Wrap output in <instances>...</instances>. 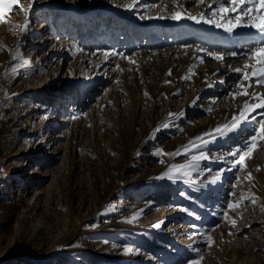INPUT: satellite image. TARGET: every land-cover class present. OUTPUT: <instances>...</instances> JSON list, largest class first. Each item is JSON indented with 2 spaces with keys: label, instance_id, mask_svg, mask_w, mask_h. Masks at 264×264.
I'll return each mask as SVG.
<instances>
[{
  "label": "rangeland",
  "instance_id": "rangeland-1",
  "mask_svg": "<svg viewBox=\"0 0 264 264\" xmlns=\"http://www.w3.org/2000/svg\"><path fill=\"white\" fill-rule=\"evenodd\" d=\"M131 3L35 0L27 17L0 22V264H188L194 250L202 264H264V147L244 171L229 154L246 146L264 109L209 143L188 176L165 175L191 164V153L166 154L230 124L250 99L229 93L240 91L235 69L254 61L197 49L242 53L260 36L117 7ZM142 4L157 5L151 17L178 10L169 0ZM183 4L192 15L211 11ZM13 65L23 66L12 74ZM67 104L75 109L64 122ZM230 200L243 206L221 219Z\"/></svg>",
  "mask_w": 264,
  "mask_h": 264
},
{
  "label": "snow or ice",
  "instance_id": "snow-or-ice-1",
  "mask_svg": "<svg viewBox=\"0 0 264 264\" xmlns=\"http://www.w3.org/2000/svg\"><path fill=\"white\" fill-rule=\"evenodd\" d=\"M35 0H29V9L25 11L22 7L20 0H0V22H4L6 19L5 14L11 13L14 11L23 12L27 17L30 14L32 4ZM170 3L175 5L178 10L173 11L169 17L161 14L157 17H151L148 15L150 9L156 7V4H142L137 9V4L139 0H133V3L126 4L123 6L125 10L132 11L136 9V15L140 19H165L170 18L174 21L179 22L183 19H188L193 21L196 24H206L210 26H214L217 29H222L224 32L228 34L234 33L239 28H249L255 31L261 37V42L254 46H250L246 51L240 53L236 51H231L228 53H218L214 51H208L207 49L198 48L197 51L203 53L205 56H210L216 61L223 62L225 60V55L232 57H240L242 56L247 61H254L253 64L245 63L243 65V69H235V71L240 74L239 79L237 80L236 87L240 89L237 93L235 90L229 93L235 98L236 95L243 97H250V99H246L244 104L241 107V111L239 115H233L231 118L230 124L218 125L215 129H210L209 132L203 133L200 136L194 138L193 141H190L189 145H186L183 150H179L178 153H168L166 155L176 156L180 154V151L183 153H191L190 165H177L172 166L173 168L178 169V171L172 175L169 173H165V175L176 181L181 179L182 177H186L189 175L190 171H193L199 167V162L202 159H208V155L203 149L209 143H213L218 138H226L229 133L235 132L241 123L248 120L249 115L252 112H256L257 109H264V94L249 92V88L255 87L256 85H264V0H221V2L217 3V0H212V3H207L206 0H197V3L200 5H206L207 9H211L210 12L205 14V12H201L198 15H192L188 9L184 6L183 0H169ZM213 4H216V7H213ZM166 11V9H165ZM29 25V21L26 19L21 31H26ZM104 55L107 57L108 55L118 56L119 53H108L105 52ZM127 58V57H124ZM16 59V57H13ZM201 62H203V56L200 57ZM23 65H13L9 72L12 74H16L18 69ZM251 68V72L247 71V69ZM191 73V70H190ZM8 73H6L7 75ZM171 74V73H169ZM189 77H185L188 79ZM247 81V87L244 86V82ZM147 95V93H145ZM174 114L169 113V119L171 121V117ZM183 115V114H181ZM257 115L264 116V112H258ZM253 120L256 117H252ZM172 123L168 122L163 125V127H171ZM160 129H157L159 131ZM182 130V129H181ZM215 133V135H213ZM204 137H208V139H204ZM264 147V120H260L257 123L256 128L253 130V134L248 137L246 141V146L241 149L237 146L233 151L229 154L235 156L236 159L232 161V168H236L239 166L240 171L245 170V160L246 158H250L255 150ZM162 150H158L156 154H161ZM239 153V155H237ZM163 163V159L159 161ZM211 171V169H209ZM225 171V169H221L217 175L214 177L212 182L219 179L220 175ZM248 178L251 179V173H248ZM239 181V177H237ZM235 188V185H233ZM183 195V194H182ZM230 197L235 195V192L229 193ZM243 200V197H241ZM252 203L255 200L250 201ZM243 206L240 202L234 204L231 200L226 204L225 209L223 210V215L221 219H224L228 216V210L235 211L236 208ZM142 211V210H141ZM233 226H235V221H232ZM155 227H159V224L154 225ZM218 227V225H217ZM214 230V229H213ZM232 235V233H229ZM214 241L211 236H208L206 244L208 247H211ZM131 249L125 247L124 252L127 254ZM197 251L196 258H193L188 261V264H202L203 255L199 254V250Z\"/></svg>",
  "mask_w": 264,
  "mask_h": 264
},
{
  "label": "bare ground",
  "instance_id": "bare-ground-1",
  "mask_svg": "<svg viewBox=\"0 0 264 264\" xmlns=\"http://www.w3.org/2000/svg\"><path fill=\"white\" fill-rule=\"evenodd\" d=\"M218 2H219V1L217 0V3H218ZM214 5H216V4H214ZM260 42H261V37H259V38H258V41L255 42V43L259 44ZM228 58H229V59H234V58H236V57L228 56ZM74 109H75V108H73L72 105H68V104L65 105L64 108H63V113L61 114L62 121H64V122L67 121V119H68L67 115H68V114H72ZM66 113H68V114H66Z\"/></svg>",
  "mask_w": 264,
  "mask_h": 264
}]
</instances>
